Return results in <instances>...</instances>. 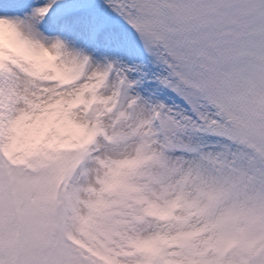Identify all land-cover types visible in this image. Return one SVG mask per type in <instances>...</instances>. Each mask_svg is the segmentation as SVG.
Here are the masks:
<instances>
[{
    "label": "snow or ice",
    "instance_id": "6c2138e0",
    "mask_svg": "<svg viewBox=\"0 0 264 264\" xmlns=\"http://www.w3.org/2000/svg\"><path fill=\"white\" fill-rule=\"evenodd\" d=\"M0 264H264V0H0Z\"/></svg>",
    "mask_w": 264,
    "mask_h": 264
}]
</instances>
